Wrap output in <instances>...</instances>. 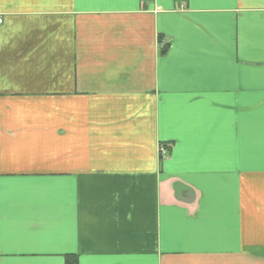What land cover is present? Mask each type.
<instances>
[{
	"label": "crops",
	"instance_id": "crops-1",
	"mask_svg": "<svg viewBox=\"0 0 264 264\" xmlns=\"http://www.w3.org/2000/svg\"><path fill=\"white\" fill-rule=\"evenodd\" d=\"M68 255L264 264V0H0V264Z\"/></svg>",
	"mask_w": 264,
	"mask_h": 264
},
{
	"label": "trees",
	"instance_id": "trees-1",
	"mask_svg": "<svg viewBox=\"0 0 264 264\" xmlns=\"http://www.w3.org/2000/svg\"><path fill=\"white\" fill-rule=\"evenodd\" d=\"M165 51H166V46H164L161 49V54L165 53ZM162 148L164 149V147H162ZM159 157H160V160H162V156L159 155ZM65 264H78L76 256H74V255H68V256H66L65 257Z\"/></svg>",
	"mask_w": 264,
	"mask_h": 264
},
{
	"label": "built area",
	"instance_id": "built-area-1",
	"mask_svg": "<svg viewBox=\"0 0 264 264\" xmlns=\"http://www.w3.org/2000/svg\"><path fill=\"white\" fill-rule=\"evenodd\" d=\"M160 153H162V154L164 153L163 149H161V148H160Z\"/></svg>",
	"mask_w": 264,
	"mask_h": 264
}]
</instances>
